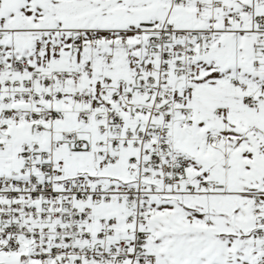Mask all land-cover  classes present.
Masks as SVG:
<instances>
[{
    "label": "snow or ice",
    "instance_id": "obj_1",
    "mask_svg": "<svg viewBox=\"0 0 264 264\" xmlns=\"http://www.w3.org/2000/svg\"><path fill=\"white\" fill-rule=\"evenodd\" d=\"M0 264H264V0H0Z\"/></svg>",
    "mask_w": 264,
    "mask_h": 264
}]
</instances>
